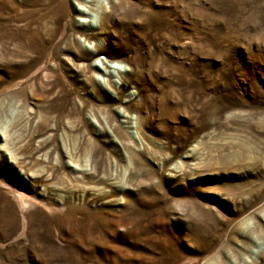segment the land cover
I'll use <instances>...</instances> for the list:
<instances>
[{"label": "rangeland", "instance_id": "obj_1", "mask_svg": "<svg viewBox=\"0 0 264 264\" xmlns=\"http://www.w3.org/2000/svg\"><path fill=\"white\" fill-rule=\"evenodd\" d=\"M16 1L0 0V264H264V0H99L105 23L67 0L40 50V3ZM70 42L82 61L56 52Z\"/></svg>", "mask_w": 264, "mask_h": 264}, {"label": "bare ground", "instance_id": "obj_2", "mask_svg": "<svg viewBox=\"0 0 264 264\" xmlns=\"http://www.w3.org/2000/svg\"><path fill=\"white\" fill-rule=\"evenodd\" d=\"M81 1H83V0H81ZM13 2H15V1H13ZM38 2L40 3V11H42V17L43 18L41 20H39V21H38V18L36 20L35 19L32 20V23H33L34 26H32L31 23H29L28 24V28L25 29L27 31L26 38H27V41H28V47H30V49H34V50H40L41 49L40 47H38V44H42L43 43V44L47 45V44H52L53 43L54 36L57 33V31L59 30V28H60L59 23L61 21V17L65 16L66 10H67V7H68V1L67 0H22L21 2H19L18 0L16 1L17 4H20V5L23 4L24 6H26L25 8L27 10L30 9L31 4L37 8L38 7ZM84 2L87 3V4H90V5H93V4L94 5L95 4L99 5L98 3L100 1L99 0H89V2H88V1L84 0ZM118 4H122V0H118ZM116 5L117 4H113L114 7H116ZM89 9L92 10V8H90V6H89ZM102 10H103L102 7L99 5L97 13L96 12L95 13L97 15L99 14V16L102 17V14H103ZM103 16L104 17L101 18V21L103 19V23H105L107 17H105L106 15H103ZM120 23H121L120 19H118L116 21V27L119 26ZM77 28L78 29H83V26L82 25H78ZM116 34H117V37H118L119 34L117 33V31H116ZM102 35H103V32L97 31L94 34V36H92V37H95V36H97V37L99 36L100 37ZM4 36H5V33H4ZM25 44H27V42ZM20 46H22V45H20ZM55 50H56L57 53H60V54L71 55L73 57V61H77V62L82 61L83 55L85 54V51L82 48L73 47V44L71 42L68 44V47L66 46L65 48H60V47L56 46ZM85 68L86 67H84V66H78V71L80 73H83L85 71ZM112 74L113 73L109 72L104 77H106L109 80V78L112 77ZM117 76L120 77V79L123 80V81H126L130 77L129 74H123L119 70H117ZM86 86H88V85H86ZM129 103H131V101H129ZM137 107H139V103H138ZM66 130H68V129H66ZM2 149H3V146L2 147L0 146V150H2ZM100 181L104 182L103 179H100Z\"/></svg>", "mask_w": 264, "mask_h": 264}]
</instances>
